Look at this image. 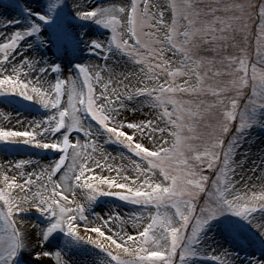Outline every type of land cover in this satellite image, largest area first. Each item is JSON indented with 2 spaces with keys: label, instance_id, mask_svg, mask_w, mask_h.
<instances>
[{
  "label": "snow or ice",
  "instance_id": "6c2138e0",
  "mask_svg": "<svg viewBox=\"0 0 264 264\" xmlns=\"http://www.w3.org/2000/svg\"><path fill=\"white\" fill-rule=\"evenodd\" d=\"M78 15L110 30L94 51L106 60L119 51L136 67L92 63L49 78L59 65L19 51L39 25L0 36V95L50 111L27 126H0V142L60 153L47 164H0V264H13L26 246L32 226L22 217L33 208L52 220L44 240L63 230L102 250L106 264H191L208 255L201 241L211 221L231 213L253 222L264 212V168L245 171L233 159L240 134L264 112V0H116L101 8L84 0ZM108 143L128 154L114 155ZM100 196L141 211L90 219ZM36 256L67 264L60 252ZM210 258L236 264L228 250Z\"/></svg>",
  "mask_w": 264,
  "mask_h": 264
},
{
  "label": "rangeland",
  "instance_id": "374dc122",
  "mask_svg": "<svg viewBox=\"0 0 264 264\" xmlns=\"http://www.w3.org/2000/svg\"><path fill=\"white\" fill-rule=\"evenodd\" d=\"M61 1L63 2L61 4L62 7H60V0H0V36L4 35L5 31L9 34L17 30L28 31L32 27L39 25L40 32L28 38L19 51L29 57L38 58L45 66L59 65L60 72L49 73V78H64V70L68 60L73 66L74 74L78 73L77 65L92 63H96L97 65L110 63L117 72L130 71L136 67L131 60L119 51L113 50L107 60L99 51H94L92 43L94 41H109L111 36L110 30L96 23L94 20H85L80 17L78 11L73 10V7L77 4H74L72 1ZM113 2H116V0H89V5L101 8L107 7L108 3ZM158 2L159 0H154V3ZM203 2L207 3L209 0H203ZM48 3L52 5L54 27L63 52L62 57L54 54L50 34L45 32L43 20L41 19V16H46L45 10ZM167 3L168 0H164L165 6ZM9 95H13L18 100L11 99L8 97ZM129 103L135 104L137 102L132 101ZM6 113L10 115H6ZM49 114L50 111L48 109H45L34 100L29 101L18 94L0 95V126L19 128L20 125L16 124V120L24 122L27 126L28 123L33 121L46 120ZM136 115H141V113H137ZM143 115H148L147 108L143 109ZM255 119L256 123L253 127L249 128L245 133L240 134L233 158L236 163H243V170L245 171L253 167L264 168V112H258ZM105 147L114 155L121 152L126 155L128 154L122 148V145H110L108 143ZM59 156L60 153L56 150L43 149L19 141L0 142V164H8L9 161L16 162L20 159L35 160L47 164L58 160ZM33 167L29 165L27 166V170L31 172ZM108 203L115 204L117 208H112L113 212H118L121 215H130L141 211L139 206L122 201L117 197L100 196L88 209L89 218L92 219L93 216H99V210L102 205ZM253 216L254 221L249 222L231 213H225L211 221L201 241V245L206 250H209L208 255L193 257L191 264H215V261L210 258L211 250H228L234 254L236 264H256V261L260 257H264V234L256 226L257 224H264V212L258 211ZM23 217L41 225L43 231H46L47 227L52 223L50 217L42 214L35 208L31 210V213H24ZM56 236L64 237L66 236V232L56 230L46 240L41 235L39 243L46 245L52 237ZM70 239L71 242L82 244V242L76 241L73 238ZM221 239L227 245L222 250H219L221 249L219 246ZM88 245L89 248L87 250H89L90 257H92L95 263L106 264L107 257L105 253L93 245ZM22 251L23 247L18 252V262L19 264H26L27 257L22 255Z\"/></svg>",
  "mask_w": 264,
  "mask_h": 264
},
{
  "label": "bare ground",
  "instance_id": "6f19581e",
  "mask_svg": "<svg viewBox=\"0 0 264 264\" xmlns=\"http://www.w3.org/2000/svg\"><path fill=\"white\" fill-rule=\"evenodd\" d=\"M70 1H72L74 4H77L76 6L73 7L74 11H78L79 7L84 4V0H70ZM113 3H108V4L110 5ZM87 5H89V0H87ZM74 75L75 74H74L73 66L71 62L68 60L64 70V78L72 77ZM13 128L15 127L13 126ZM112 208L116 209L117 206L111 203L102 205L101 209L99 210V214H100L99 216H104L113 213ZM26 213H31V210ZM95 217L96 216H93L92 219H94ZM22 218L24 221H26L28 224L32 226L29 227L28 229L26 246L23 247V251H22V255L24 257H27L26 264H55L54 256L52 258L51 257L38 258L36 256V253L40 251H46L52 253L60 252L63 255L64 259L67 261V264H96L95 261L92 259V257H90L89 250H87L89 248L88 244L90 243L86 241H80L82 242V244L75 243L69 241V239H67L65 236L64 237L56 236L54 238L52 237V239L49 242H47L46 245L45 244L41 245V243H39L40 242L39 239L41 233L43 232V227L41 225H38L34 221H31L30 219L24 217ZM262 233L264 234V232ZM226 245L227 243L221 239L219 242V246L221 249L219 250H222V248L224 246L226 247ZM259 260H264V257L263 258L260 257Z\"/></svg>",
  "mask_w": 264,
  "mask_h": 264
}]
</instances>
